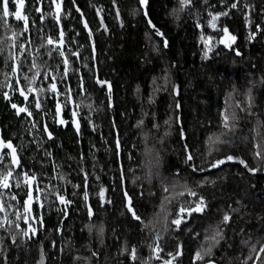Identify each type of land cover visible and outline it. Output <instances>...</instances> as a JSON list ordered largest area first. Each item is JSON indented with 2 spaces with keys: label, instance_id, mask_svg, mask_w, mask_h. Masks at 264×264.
<instances>
[{
  "label": "trees",
  "instance_id": "obj_1",
  "mask_svg": "<svg viewBox=\"0 0 264 264\" xmlns=\"http://www.w3.org/2000/svg\"><path fill=\"white\" fill-rule=\"evenodd\" d=\"M34 1L31 46L16 54L19 80L46 89L49 99L33 96V103H53L49 85L55 83L59 100L74 103L80 133L67 129L46 141L39 131L32 138L26 122L1 102L4 133L16 145L20 166L36 176L42 190L37 208L44 210L35 223L0 220V264H165L178 250L172 264H193L198 250L215 244L206 237L218 225L222 238L197 264H264V253L256 259L264 245V159L255 155L264 154V0H192L183 11L179 0H147L143 7L140 0H115V6L114 0H63L59 25L51 0H42L43 16ZM221 12L228 15L213 29L210 13ZM59 27L62 50L47 45L49 37L59 40ZM225 27L236 41L231 47L213 41L205 58L201 37L219 40ZM9 32L1 25L0 39ZM12 58L1 56L0 67L10 70ZM1 71L3 85L10 71ZM222 113L230 117L229 128ZM213 134L229 142L215 145L209 156ZM228 155L257 171L238 161L210 168ZM16 174L6 211L23 205ZM185 186L197 196L176 195ZM58 196L71 202L67 217ZM199 197L205 210L184 213L179 228L172 224L180 208L194 207ZM129 200L140 220L128 211Z\"/></svg>",
  "mask_w": 264,
  "mask_h": 264
},
{
  "label": "flooded vegetation",
  "instance_id": "obj_2",
  "mask_svg": "<svg viewBox=\"0 0 264 264\" xmlns=\"http://www.w3.org/2000/svg\"><path fill=\"white\" fill-rule=\"evenodd\" d=\"M0 4H2V0H0ZM34 4H36V9L39 8L41 11H36L37 14L41 15L42 10V0H35ZM9 10L10 14L8 17H4L2 7L0 8V26L4 25L8 30H11L9 32V38L6 39H0V60L1 56L3 59H7L9 56H13L12 58V66L16 67V58H17V51H19V55H23V53L26 52V49H28V46L30 45V25H31V6L29 5V0H24V7L21 9V14L23 16L27 17V29L25 27V21L24 20H17L15 18V10H16V3L15 0H11L9 4ZM55 10V5H54ZM43 13V12H42ZM42 16L40 17V20H42ZM16 31H12L15 30ZM21 29V33H19L17 30ZM59 27V33H60ZM17 36L21 37L20 39H17ZM64 38V37H63ZM60 40V36H59ZM59 40H56V43L52 46L58 47L60 50L62 49L57 45L59 44ZM30 50V49H29ZM13 67L9 70L7 68L0 67V77L2 74V69L5 71H10L9 77L10 80L8 83L3 84L0 81V105L1 102L4 104L5 110L9 111L13 116L16 118H19L20 120H23L26 122L27 131L30 133V136L34 138L36 136V132L40 134V137H43L46 141H50L54 139L55 134L59 131H65V130H72L76 134V129L74 127V124L80 125V121L78 119V112L75 109V105L72 102L65 103L64 101L59 100L60 97H58L54 92L52 93L54 102L48 103V102H39L40 108L37 109L36 103H33L31 100L33 99H40L41 101L45 99H49V94H47V91L42 86L39 87H33L32 85L23 84L19 80L18 71L13 72ZM14 79V81H13ZM19 82V83H17ZM11 85V86H10ZM31 87L33 89L32 92L28 91V88ZM40 89H43L44 91H39ZM23 90L25 95L28 97L27 100L24 99V96L20 95V91ZM5 93H7L8 98H5ZM57 103H60L62 106V110L59 115H57ZM12 104H16L18 107H26L29 112L32 113L31 116H29L27 113H20L17 115L16 110L12 108ZM1 109V106H0ZM1 112V111H0ZM73 112H75L77 115L74 117ZM63 120L64 123H60V121ZM45 127H47V131H45ZM40 131V132H39ZM49 133L51 134V139H49ZM0 140L6 142H11L13 147L16 149V145L13 143V140L10 139V137H7L4 133V123L2 122V116L0 113ZM38 136V135H37ZM19 158V156H18ZM20 164H22L20 160ZM16 167L11 164V149L8 148H0V171L1 169L5 168L7 172L9 170L13 171L15 174V170H17V181L19 182V187L16 184V191L19 197L22 199V203L24 205V200L27 199V193H28V186L23 183V177L24 173H27L25 170V167L20 166ZM13 173V174H14ZM11 179V178H10ZM10 179H9V185H10ZM38 186L34 183L33 188H37ZM14 190L11 189V185L9 188L4 189L0 187V203L4 206V211H0V220L5 219V216H7V220L10 221H17V222H25L24 221V207L22 205V208L17 209L15 211L9 209L8 211L5 210L7 207L4 205L6 200L8 199L10 194H13ZM36 193H34L35 197ZM58 204H59V210L62 213H65V217H67L68 208L71 206V202L67 204H62L59 199L57 198ZM67 201V200H66ZM39 204L34 200L33 203V211L31 213V216L29 217L28 223H35L41 221L42 217V211L44 210L43 207H41V210L37 208ZM17 212L21 214L20 219H17Z\"/></svg>",
  "mask_w": 264,
  "mask_h": 264
},
{
  "label": "snow or ice",
  "instance_id": "obj_3",
  "mask_svg": "<svg viewBox=\"0 0 264 264\" xmlns=\"http://www.w3.org/2000/svg\"><path fill=\"white\" fill-rule=\"evenodd\" d=\"M10 2H11V0H2V4H0V7H2L4 17H8L10 14H12V13H10V10H9ZM62 2H63V0H51V3L55 5L54 15H55V19H56V22L58 25L60 24V21H61V5H62ZM15 3H16V10L14 13L15 18L17 20H24L25 21V27L27 29V17L23 16L21 14V9L24 7V0H15ZM146 3H147V0H140V5L142 7L145 6ZM191 3H192V0H179L180 10L183 11L186 7L190 6ZM114 6H115V0H114ZM237 6H238L237 3H233L231 5L232 8H236ZM76 10H77V12L80 11L79 8H77ZM36 11L39 12V11H41V9L37 8ZM100 11H101L100 9H97V15L98 16L100 14ZM145 14H147V13H145ZM210 15L212 16V19H211V21H209V25L213 29H215L216 28L215 21H217L220 16H227L228 13L227 12H221V13H217L214 15L212 13H210ZM117 16H119V11H117ZM81 19H83V14H81ZM245 20H246V25L251 23V21L248 20L247 16L245 17ZM101 23H103V21H101ZM149 24H151V21H149ZM83 26L85 29H88L87 21H84ZM257 29L259 30V26H257ZM156 32L158 35H161V36L163 35L162 33L159 32L158 29L156 30ZM223 32H224V36L221 37L219 40H216L215 37H208L207 39H205L203 36L201 37V40L205 44V47H206V52L204 54L205 58L207 57V53L212 51V42L213 41H215V43H218V44H223L225 47H231V45L236 41V39H237L236 36L232 35L229 32L228 28L225 27L223 29ZM91 35H92L91 30H89V37H91ZM59 36H60L59 44L63 45L64 44V39H63L64 31H63V29L60 30ZM254 36H255V33H250L249 39L251 40L252 38H254ZM55 43H56V41L52 37H49L47 39V45H54ZM165 46H167V41H165ZM42 47H43V45H42ZM73 54L75 55L76 53H73ZM60 55L63 56L64 52L61 51ZM237 55H239V53H237ZM64 64L66 66L65 72L67 73V71H68L67 66L69 64V61L67 59H65ZM33 67L34 68L38 67L35 64V62L33 63ZM16 71H17L16 67H13V72H16ZM40 74L41 73H39V72L36 73V75H40ZM32 80L33 81L35 80V76H33ZM96 82L98 84H101L102 86L105 83H107L106 81H101L99 79ZM17 83H19V82H17ZM49 89L51 91L55 92L56 91L55 83H51L49 85ZM109 89H110V85H109ZM28 91L32 92L33 89L31 87H29ZM39 91H44V90L40 89ZM4 95H5V98L7 99L8 98L7 93H5ZM20 95L24 96L25 100L28 99V97L25 95L23 90L20 91ZM249 99H251V98L249 97ZM36 107H37V109L40 108L39 102H37ZM56 107H57V115H59L61 110H62V106L60 103H57ZM12 108L16 110L17 115H19L20 113H27L29 116L32 115V113L29 112L26 107H18L16 104H12ZM76 115L77 114L75 112H73V116L75 117ZM221 115L223 117L224 127L229 128L230 117L226 113H222ZM234 118L235 117L233 115V117H231V119H234ZM60 123H64V121L61 120ZM77 127H78V125H77ZM232 127H234V124L232 125ZM44 130L47 131V127H45ZM221 135H226V133H222ZM221 135L213 134V135L208 137L207 143L209 144V151H208L209 156L212 154V151L214 150L215 145L220 144V143H228L229 142V141L222 140ZM51 138H52L51 134L49 133V139H51ZM257 147L259 148V146H257ZM0 148L11 149V164L13 166L19 167L20 161H19V158L17 155V150L13 147L12 143L10 141L5 143L4 141L0 140ZM255 155L259 159H264V154H262L259 150L255 153ZM191 160H193V156L189 153L187 156V161H191ZM232 161H238V163L243 165L245 168H248V170L251 172L257 171V169L249 168L248 164L243 159H239V158L234 157L232 155H228L222 159L214 160V162H212L210 164V168H219L221 165H224L225 163L232 162ZM198 170L203 171L204 169H197L196 167H193V171H198ZM12 176H13V171H11V170H9L6 174L0 173V187H2L4 189L9 188V186H10L9 185V179ZM86 180H87V178H85V182H86ZM35 181H36V176L34 174L29 176L28 173H24L23 183L28 186L27 199L24 200V205H23L24 213H25V215H24L25 223H28L29 217L31 216V213L33 211L34 200L36 202L39 201V199H40L39 193L42 191L39 188H35V189L33 188V184ZM17 186L19 187V182H18ZM165 191H168V189L166 188ZM34 192L36 193L35 197H34ZM185 192H187V194L189 196H192V197L197 196V193L195 191L188 189L186 186H185V191L178 192L176 195L183 196L185 194ZM100 197H101V199L104 198V189H101ZM57 198L59 199V201L62 204L70 203V201H66L63 196H58ZM85 198H87V194L85 195ZM12 199H15V196H13ZM165 199L167 200V197ZM194 203H195L194 207H189V208L181 207L179 212L177 213V218L172 220V224L176 225V227L179 228L181 223L183 222V214L184 213H187L188 216H191L192 213H194V212L202 213L205 210L206 204L204 202L203 197H199L198 202H194ZM40 206L43 207L42 204ZM0 211H4V206L2 203H0ZM128 211L132 213V215L135 219L140 220V217L137 216L135 211L133 210L130 200H129V204H128ZM16 215H17V219L19 220L21 214L19 212H17ZM89 215H91V209H89ZM165 218H167V217H165ZM229 220H230V216L228 214H225L223 216L222 223L227 224ZM5 221H7V223H9V224L12 223L10 220H7V216H5ZM0 227H3V222H0ZM16 227L19 228V224H17ZM145 227H147V225H145ZM28 231H31L33 234H35L36 229L31 227V225H29ZM28 231H25L24 234L27 235ZM101 231H102V229H101ZM217 237L222 238V231L220 230L219 225L217 226V230L214 231V234L210 237H206V239L212 240L215 242V244H218L219 240L217 239ZM215 244H212L211 246H209L207 248H202L201 250H198L193 257V264H197V261H203L205 259V257L211 256L212 247H214ZM158 247H159V245H157V248ZM153 251H156V249H153ZM253 251H256L255 246H253ZM261 253H264V245H262L260 247L259 252L257 253V256H256L257 260L260 259ZM181 254L182 253L179 250L175 253V255H173L172 253H169V255L172 257V259L165 261V264H172V261L175 260ZM131 257L133 260L136 259L135 249L132 250ZM249 259H251V257H249ZM208 264H212V261H208Z\"/></svg>",
  "mask_w": 264,
  "mask_h": 264
},
{
  "label": "bare ground",
  "instance_id": "obj_4",
  "mask_svg": "<svg viewBox=\"0 0 264 264\" xmlns=\"http://www.w3.org/2000/svg\"><path fill=\"white\" fill-rule=\"evenodd\" d=\"M43 10V9H42ZM43 12V11H42ZM41 12V14H42V16H43V13ZM53 14H54V12H52ZM51 13V14H52ZM60 30H61V28H60ZM77 125H78V127H77ZM74 127H75V129H76V133L79 135V133H80V125H79V123L78 124H74ZM0 137H1V135H0ZM80 137V136H79ZM86 208V207H85ZM156 249V248H155Z\"/></svg>",
  "mask_w": 264,
  "mask_h": 264
},
{
  "label": "water",
  "instance_id": "obj_5",
  "mask_svg": "<svg viewBox=\"0 0 264 264\" xmlns=\"http://www.w3.org/2000/svg\"><path fill=\"white\" fill-rule=\"evenodd\" d=\"M61 49H62V45L61 44H57Z\"/></svg>",
  "mask_w": 264,
  "mask_h": 264
}]
</instances>
